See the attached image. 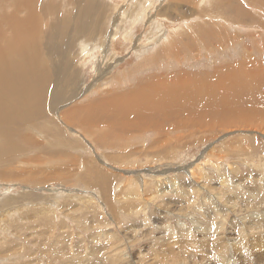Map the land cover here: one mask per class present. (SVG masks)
Masks as SVG:
<instances>
[{
	"label": "rangeland",
	"instance_id": "1",
	"mask_svg": "<svg viewBox=\"0 0 264 264\" xmlns=\"http://www.w3.org/2000/svg\"><path fill=\"white\" fill-rule=\"evenodd\" d=\"M96 1L108 9L99 35L81 38L71 0L45 1L40 33L29 21L35 69L47 76L70 59L77 74L70 84L80 90L53 111L46 96L40 101V114L60 132L44 138L21 123L8 139L17 153H0V264H263L264 0ZM65 17L74 32L60 56L50 49L65 34ZM98 70L104 79L92 86ZM181 76L187 89L167 97ZM203 77L212 79L188 95ZM153 81L162 95L142 102ZM112 90L109 103L119 94L137 98L109 105L133 127L116 130L109 121L86 133L75 110ZM199 104L202 111L192 110ZM100 108L102 117L108 106ZM248 225L260 238L247 241Z\"/></svg>",
	"mask_w": 264,
	"mask_h": 264
},
{
	"label": "bare ground",
	"instance_id": "2",
	"mask_svg": "<svg viewBox=\"0 0 264 264\" xmlns=\"http://www.w3.org/2000/svg\"><path fill=\"white\" fill-rule=\"evenodd\" d=\"M45 1L46 0H43L42 7L45 6L44 5ZM71 1L73 4L74 3L77 4L73 7V10H75L81 16V21L77 26V32L81 35V38L83 37V32H86L85 34H87V35H99V30L101 29L102 24L106 20V17H107L106 13L108 12V9L105 6L99 5L98 4L99 2H97L96 0H71ZM35 2H39V4L42 3V1H39V0H0V153L4 154L5 157L8 159H10L13 154H16L18 149H19V146L15 142L8 140L10 137H17L16 130H17V127L19 124H21V123L24 124V127H23L24 129L22 128L24 131L26 129L25 128L26 126L29 128V127H31V126H29L30 124L35 125L36 128L32 129L33 132H34V130H36L43 137H44L43 132H46V131H54L55 130L57 132H60L59 131L60 129H58V126L56 125V123H54L55 121L54 122L53 121H46V118L40 114L43 106L45 105V104L42 105V103L40 102L43 99V97L46 96V98H48V106L50 107L51 111H53V109H54L53 107H55L58 103H63L65 101H67L68 99H71L75 95V93H72V91L77 90V89H78V91L80 90V87H79L80 84H79V86L76 85L77 84L76 82H75V85H73V86H72V84H70L71 82H74L73 80H74L75 76L77 75L73 70L74 69L73 68L74 64L72 65L73 61L71 63L70 59H67L66 61H64L63 64L55 65V68H53L47 76L44 74V68H42L41 70L35 69L36 62H34V61L39 60L40 58H39L36 51L31 50L29 53L26 51L27 41H28L29 32H30L29 21H31L32 25L35 26L34 27V33L35 34L40 33L41 28L36 23V18L40 16V19H41V15H42L41 12H43V10L46 11V7H44V8L41 7L42 10H40V7L38 4H33ZM78 5H81L82 8H79ZM69 10H71V9H69ZM6 11L10 12L9 16L5 15ZM89 13L93 14V15L88 16ZM41 20H43V19H41ZM84 22H85V26L82 27ZM64 29H65L64 36L61 37L58 44L52 46L50 49V51H52V52H54L60 56L67 55V46L69 43V38H70L71 33L74 32V26L71 24V21H69V19L66 17H65ZM102 40H103V38H102ZM106 41L104 39L103 41H98V42H102L104 44V49H102L103 50V57L106 60H109V59H111V56H112V55H110V42L107 43ZM80 43H82V42H80ZM87 44H91V42L90 43L88 42ZM93 45L95 46V44H93ZM138 46H139V44H138ZM252 52H254V51H252ZM192 58H194V57H192ZM27 59H30L32 62L28 68L25 65ZM80 60H82V59H80ZM253 63L255 64L256 62H253ZM142 64H143V62H142ZM109 65H111V63H109ZM100 68L103 70L102 67H100ZM102 70L97 71V73H96L97 76L95 77L92 86L98 87L99 83L104 79V77H101L104 75ZM224 73H225V71H224ZM247 74H248V72H247ZM38 75H40V76L38 77ZM181 77L182 78L179 79L178 86L175 88H171L170 91L167 93V97H169V95H168L169 93L176 95L178 89L180 90L181 87H183V89H187L186 88L187 84H186L183 76H181ZM216 77L218 78V76H216ZM210 79H212V78H210ZM210 79L208 77H203L202 80L197 81L195 83H192L191 80H188L187 82L192 83V84L190 86L191 90H189L187 92V94L193 95V97L195 95H198L199 93H197L198 90L196 87L206 86ZM247 79H248V77H247ZM27 80L30 82H26ZM167 80H170V79H166L164 81H167ZM122 83H123V81H122ZM153 83H154V81H153ZM244 84H245V82H244ZM257 84H255V85L257 86ZM64 85H65V90L63 92H61V87H64ZM143 86L144 85H142L141 87H143ZM47 87H51V88L47 89ZM231 87H233V86H231ZM149 89H150L149 91H151L150 96L149 95L145 96V94H144V96H143L144 100L139 98L142 100V102L145 101L146 98H147L146 100H148V102H149L151 100V98H154V97L160 98V96L162 95V92H161L162 88H160L156 83H154L152 86H150ZM229 89H231V88H229ZM246 89L244 88V90H246ZM255 89H258V87ZM255 89H254V91H255ZM142 90L146 91L147 88L143 87ZM260 90H262V87L260 88ZM107 93L108 92L103 94L101 96V99L100 98H99V100L97 99L98 101H93V102L90 101V103H87V100H85V102L87 104L81 105L75 110L77 115H78L79 121L81 122V126H85L86 124H88L86 130H83L88 134H91V132H89L88 129L92 126H100L99 123H101V126L105 127L104 125L108 126L109 121L115 122V123H117L116 125H118L114 128L116 130H121L122 127H123V129H125L128 127H131V125H132L129 122L127 123V121L122 122L120 117L115 116L118 113L117 114L115 113V115L113 114V109L111 107L113 105H111V104H115V105H118L121 107V105L123 106V105L127 104L126 103L127 101L136 100L137 98H135L134 94L133 93L132 94H125V96H120L121 94H119L118 96L115 97L114 102L109 103V101L107 100V97L110 94L111 95H117V93L116 92L114 93L113 90H112V92H109L108 95H106ZM86 94L87 93L84 94L85 97L87 96ZM262 95H264V93ZM193 97L191 100H194ZM250 97H251V95H250ZM244 103H245V101H244ZM109 105H111V106H109ZM100 106H105V108H106V106H108L107 110L104 111L105 114L102 117L100 116V113L97 112V109L99 110V112L101 111ZM142 106H144V105H142ZM230 106L227 109H229ZM92 108H94V110L98 113V115H94V113L91 112ZM191 108H192V110L195 109L197 111H202L201 110L202 107L200 104L196 105L195 107L191 106ZM218 111H219V109H218ZM173 116H174V114H173ZM41 118H43V121L37 122ZM142 118L144 119V116L141 117V120H142ZM61 120H64L67 124L68 123L72 124V122H68L66 120V118L64 116V112H63V114H61ZM71 121H73V120H71ZM44 123L48 128H46V126L43 125ZM191 123H193V122H191ZM221 123H223V121ZM142 124H140V125H142ZM43 126H45L44 129H43ZM51 126H52V128H51ZM119 126H121V127H119ZM132 127H133V125H132ZM79 129H81V128H79ZM109 132H111V130H109ZM24 135L25 134H22L21 136H24ZM97 135L95 133L92 134L93 138L97 137ZM106 136L108 137L109 133ZM25 140L28 141L29 138L25 137ZM46 141H48L47 143L50 142L49 143L50 145L56 144L57 147L65 146V145H62L58 142L49 141V140H46ZM98 142L99 143H107L108 141L104 140V141H98ZM53 147L54 146H52V148ZM197 190H199V189L197 188ZM221 203L224 204L225 202H221ZM259 221H260V219H259ZM249 227H250L249 225L244 227L245 228L244 231L246 230V236L248 238L247 241L254 239V237H255V239L260 238V235H259L260 233L255 231L254 232L255 234H251L253 229H248ZM257 227H261V229H262L261 224L256 223V228ZM263 232H264V230L262 231V237H264ZM219 236H222V235H219ZM224 241L226 242V245L230 244V243L233 244L234 239L228 238V240H227V238H226ZM228 241H229V243H228ZM263 241H264V239H263ZM220 243H221V241H219L217 244H220ZM235 243H237V242H235ZM220 245H219V248H221ZM234 247H235V245H234ZM263 247H264V245H263ZM263 247H262V249H263ZM223 248L224 247H222L221 251H223ZM243 249H247L246 246L241 247V250H243ZM250 252L251 251H249L248 254H244V255L245 256L247 255L246 257L250 258L252 255V253H250ZM239 256H241V255H239ZM246 257H245V259H247ZM243 260H244V258H243ZM251 260L248 259L246 261H249V263H250ZM259 264H261V263H259Z\"/></svg>",
	"mask_w": 264,
	"mask_h": 264
}]
</instances>
